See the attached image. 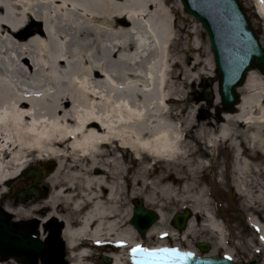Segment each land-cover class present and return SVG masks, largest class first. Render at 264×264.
I'll use <instances>...</instances> for the list:
<instances>
[{
  "label": "bare ground",
  "instance_id": "obj_1",
  "mask_svg": "<svg viewBox=\"0 0 264 264\" xmlns=\"http://www.w3.org/2000/svg\"><path fill=\"white\" fill-rule=\"evenodd\" d=\"M252 2L264 18V0ZM169 14L165 0H0V195L35 158L58 161L46 199L0 208L9 228L40 240L43 251L0 253V264H178L176 253H193L161 243L177 234L167 231L165 209L194 189L206 201L205 225L227 248L198 181L204 157L213 167L222 146L264 246V74L248 73L237 111L221 120L185 115L197 96L182 76L188 70L174 74L181 65L169 55L177 38ZM136 197L160 214L144 236L158 243L147 249L178 252H132L142 246L131 224ZM98 248L113 251L106 262L95 260Z\"/></svg>",
  "mask_w": 264,
  "mask_h": 264
},
{
  "label": "rangeland",
  "instance_id": "obj_2",
  "mask_svg": "<svg viewBox=\"0 0 264 264\" xmlns=\"http://www.w3.org/2000/svg\"><path fill=\"white\" fill-rule=\"evenodd\" d=\"M170 8V14L168 22L174 26L176 25L177 38L171 45V54L173 61H179L181 66H173L174 74H178L184 70H188L184 74L188 77L189 92H194L197 99L190 103L185 109V115H194V113L202 115L203 118L211 121H217L218 110H222V104L219 95V75L216 72L215 63L213 59V53L210 47L209 39L202 29L201 24L190 14H188L180 0H165ZM251 18L252 24L260 34V39L264 45V18L260 16L253 5L252 0H241ZM14 55V54H13ZM95 58L99 56L94 53ZM199 61V65L194 67L196 62ZM82 58L79 56V63L82 64ZM194 67V68H193ZM190 68L192 70H190ZM258 75L262 73L256 69ZM186 81V80H185ZM246 94V91L243 90ZM219 101V102H218ZM175 112L181 109V106L176 104L174 106ZM51 158L37 159L35 158L30 162L31 164L45 167L46 161ZM208 161L212 164V157L210 156ZM52 166L49 168L47 175L55 169L58 164L57 159L51 160ZM214 166L206 168L198 175L199 184L205 188L208 192V197L214 212L217 214L221 212V221L224 224V229L228 239L227 248L222 247L217 239V235L211 232L204 221V211L206 201L202 198L195 196L197 189L187 192L179 197L178 200L172 202L165 212L168 215L166 223L167 231L171 234L176 232L177 234L161 239L163 245L170 247H177L183 252H191L193 255L202 256L209 255L214 257L226 256L227 250H230L234 260L239 264H248V261L257 259V264H261L264 259V246L260 244L257 234L248 225L247 216L253 213L241 200L239 195L235 192L233 182L231 179L233 156L230 148L222 146L214 153ZM21 170L20 174L22 173ZM219 172L223 174V183H219ZM185 175V173H183ZM63 179V176L59 178ZM32 177H26L24 175L19 178H14L9 181V184H4L3 189L6 190L5 194L0 195L1 204L0 208H4L6 203L11 204L13 208L17 205H24L25 203L18 202L15 204L16 195L21 190L31 186ZM49 187L51 186L48 181H45ZM184 183L178 181L176 187L180 191L184 190ZM1 189V188H0ZM14 193V194H13ZM46 198L32 200V204L40 203ZM143 200L140 197L131 199V207L137 205L139 200ZM29 202V201H28ZM15 204V206H14ZM146 205V204H145ZM148 208H152V205H146ZM197 208L198 213L194 214V225L190 230L179 231L173 226V217L176 213L182 212L185 208ZM202 210V211H201ZM132 211V216H133ZM131 216V218H132ZM220 221V222H221ZM141 235V234H140ZM145 236V235H144ZM141 235L142 247L148 248L158 243V236L150 238ZM199 242H208L212 245V249L208 251H202L197 247ZM95 252V260L100 262H106L104 255L110 254L109 251L98 248ZM31 255V254H28Z\"/></svg>",
  "mask_w": 264,
  "mask_h": 264
},
{
  "label": "water",
  "instance_id": "obj_3",
  "mask_svg": "<svg viewBox=\"0 0 264 264\" xmlns=\"http://www.w3.org/2000/svg\"><path fill=\"white\" fill-rule=\"evenodd\" d=\"M185 10L202 24L206 31L217 72L220 77L219 92L224 106L228 112L236 111V105L241 101V95L237 89L243 85L247 72L260 69L264 74V47L259 36L252 27L240 0H181ZM218 120H221V111H218ZM28 175H35L34 186L19 195L18 200L25 201L27 198H45L49 194V188L44 192L38 184L43 177L31 171ZM17 200V201H18ZM192 212L186 209L177 213L173 225L178 230L187 227ZM158 214L145 207L143 201H139L135 207L131 223L136 229L144 234L157 221ZM197 246L208 250L206 243H198ZM43 251V244L33 236L14 232L8 223L0 218V253L7 254H32L34 256ZM181 264H235L225 257H202L185 254H177ZM249 264H256L250 261Z\"/></svg>",
  "mask_w": 264,
  "mask_h": 264
},
{
  "label": "snow or ice",
  "instance_id": "obj_4",
  "mask_svg": "<svg viewBox=\"0 0 264 264\" xmlns=\"http://www.w3.org/2000/svg\"><path fill=\"white\" fill-rule=\"evenodd\" d=\"M178 251L179 250H176V249H153V250H149V249H146V248H144L142 246H137V247L132 249L133 253L146 252V253H149L151 256H156L159 253H170V252H178ZM185 255H191V254L190 253H186Z\"/></svg>",
  "mask_w": 264,
  "mask_h": 264
}]
</instances>
